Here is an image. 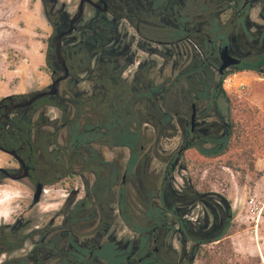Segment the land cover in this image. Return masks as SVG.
I'll return each mask as SVG.
<instances>
[{"label":"flooded vegetation","instance_id":"1","mask_svg":"<svg viewBox=\"0 0 264 264\" xmlns=\"http://www.w3.org/2000/svg\"><path fill=\"white\" fill-rule=\"evenodd\" d=\"M41 3L51 27L45 52L51 82L41 90L9 95L12 99L0 106L3 148L0 151L17 164L0 168L19 175L26 166V177L21 180L30 181L34 194L37 186L43 185L36 203L33 194L31 208L41 202L48 191L45 192L46 187L65 186L68 194L56 212L42 222L35 224L34 219L20 216L13 223H0V264H196L205 246L223 231L221 207L213 203L209 206V217L190 220L187 216L194 213V205L202 203L204 197L189 183L182 190L174 189L170 175L181 165V148L188 138L193 141L198 134H225L228 121L216 107L221 96L217 87L229 70L264 54V0H41ZM255 13L258 20L253 18ZM226 46L240 58V63L221 75V53ZM141 52L176 59L174 69L179 65L180 72L169 77L171 81L188 72L195 59H202L207 65L199 74L195 73L200 82L187 91L182 89L179 107H186L187 114L177 112L173 120L178 123L183 141L172 161L167 162L159 185L149 178L148 167L154 154L150 146L161 138L148 133L149 124L145 128L153 141L137 158L132 172L127 169L132 157L129 149L118 148L121 152L109 159L107 152L115 149L99 145L102 160L120 158L122 184L128 197L123 209L118 200L109 199L110 192L105 186H98L95 196L92 189L97 178L95 170L83 171L77 164L70 170L67 163L48 156L64 147L67 140L68 121L58 103L69 98L74 90L92 93L91 73L104 59H122L121 63L135 59L133 65ZM183 58L190 59L189 63L181 65ZM84 59H90L85 67ZM147 62H154L149 77L155 81V61L139 62L133 72L125 75V70L122 77L133 80ZM55 81L59 82L54 94L26 104L38 92L51 90ZM205 92L207 97L203 96ZM172 102V106L178 107V99ZM51 111L56 114L49 117ZM212 117L218 120L200 123ZM46 144L49 153L44 151ZM76 177H81L84 185V196L80 199ZM4 179L13 180L0 172V181ZM92 195L96 197L94 200ZM124 211L129 213L128 220Z\"/></svg>","mask_w":264,"mask_h":264},{"label":"rangeland","instance_id":"2","mask_svg":"<svg viewBox=\"0 0 264 264\" xmlns=\"http://www.w3.org/2000/svg\"><path fill=\"white\" fill-rule=\"evenodd\" d=\"M253 18L258 20L256 13ZM258 22L262 23V20ZM50 31L41 0H0V100L9 95L41 90L50 84V71L45 59ZM183 51L186 53L185 49ZM137 58L136 61L157 63L153 71L156 83L180 72L179 65L174 69L176 59H162L161 56H149L142 52ZM189 60L183 58L180 64L186 65ZM135 68L134 63L130 69L133 72ZM240 71L250 70H229L223 84H228L226 79ZM247 76L250 94L246 97L239 98L232 89L226 91L224 88L232 101L235 125L229 150L218 157L204 158L196 150L190 149L182 156L181 165L170 175L174 189L182 190L189 183L199 193H208L203 196L202 203L194 205V213L187 216L190 220L209 217V206L214 203L221 207L223 221L228 211L219 195L231 205V218L223 237L220 241L206 245L204 251L209 252V255L202 258L201 254L196 264H264V75L252 71ZM184 87L187 91L188 87ZM174 100L177 99H172L170 105ZM179 106H182V102L178 107L173 105L181 114H187L188 109ZM216 107L225 121H228L231 113L228 114L224 94L217 100ZM48 113L49 117L56 114L55 111ZM205 119L200 123L218 120L217 117ZM173 124L178 132L173 130L171 135L161 138L158 143L154 141L150 146L154 154L148 173L157 185L164 177L167 162L172 161L182 145L177 121ZM148 128V133L153 135V127L150 125ZM120 152V149H115L106 155L112 159ZM16 165L11 156L0 151V166ZM75 187L81 190L80 199L84 196L81 177L75 178ZM65 189L61 185L46 187L48 191L41 202L31 208L35 190L30 181H0V223H13L20 216L34 219L35 224L48 219L65 201L68 194ZM174 243L180 245L177 240Z\"/></svg>","mask_w":264,"mask_h":264},{"label":"trees","instance_id":"3","mask_svg":"<svg viewBox=\"0 0 264 264\" xmlns=\"http://www.w3.org/2000/svg\"><path fill=\"white\" fill-rule=\"evenodd\" d=\"M119 60L122 59H104L97 65L96 70L91 73V80L94 83L92 93L74 90L69 98L58 103L68 121L67 140L64 147L61 146L53 155L49 154L48 158L67 163L70 170L73 169L74 164L80 169L83 168V171L95 170L97 178L92 182L95 196L97 187L105 186L110 192L109 199L118 200L121 207L126 209L128 197L122 184L120 158L117 161L102 160L99 145L110 149H129L132 157L127 169L132 172L137 158L153 141V138L147 134L145 125L149 124L153 127V134L158 139L171 135L175 128L173 119L177 112L180 113L170 105L171 100L179 99V104L182 102V89H185L184 86L192 88L194 83L200 82L195 73L199 74L207 63L202 59H195L192 63L193 67L178 76V79L171 81L167 78L161 83H156L149 77L150 66L154 62H147L139 69L133 80L127 81L122 74L133 63V59L125 63ZM88 61L90 59H84V67L87 66ZM238 69L264 75V54L253 58ZM210 74L212 75V72ZM226 74L221 77L217 87V91L227 98L228 114L231 113L226 123L225 134H198L193 141L188 138L181 148L183 155L188 150L194 149L201 157L214 158L229 150L231 139L235 134V125L232 119V101L222 87ZM207 92L203 96L207 97ZM48 145L46 144L44 148L46 153H49ZM193 189L197 192L195 186ZM95 196L92 195V200L96 198ZM123 216L128 220L129 213L124 211ZM229 221L223 231L211 241L212 243L221 240L229 226ZM186 223L191 224L189 221ZM204 250L200 253L202 258L209 255V252ZM258 261L261 262V259L258 258Z\"/></svg>","mask_w":264,"mask_h":264},{"label":"water","instance_id":"4","mask_svg":"<svg viewBox=\"0 0 264 264\" xmlns=\"http://www.w3.org/2000/svg\"><path fill=\"white\" fill-rule=\"evenodd\" d=\"M221 60H222V64L221 66L219 67V72L221 75L224 74L225 70H227L230 66H233V65H237L238 63H240V58L237 57V56H234L232 55L230 52H229V46H226L222 53H221ZM134 62V60L132 61ZM59 81H55V83L53 84L51 90L49 91H43V92H38L32 99L31 101H29L28 103L26 104H30L31 102L35 101L36 99L38 98H41L45 95H49V94H54L57 90H56V86L58 84ZM10 100L12 99V96H6L4 98H2L0 100V106L2 105V103L5 101V100ZM0 149L3 150V148L1 147L0 145ZM9 152L10 154H13L15 155L14 152L12 151H7ZM17 157V156H16ZM23 163V162H22ZM24 165V163H23ZM0 172H3L5 173L6 175H8V177H10L11 179L13 180H21L23 178L26 177V174H27V167L26 166H23L22 170H21V173L19 175H12L7 169L5 168H0ZM42 189H43V185H38L37 186V189H36V192L34 194V203L38 202L41 198V194H42ZM208 193H203L202 196H206ZM219 198L221 199V201H223L225 204H226V207H227V215L226 217L224 218V220L222 221L221 223V231L224 229V227L226 226V224L228 223V220L231 218V213H230V209H231V205L229 204V202H227V200L219 195ZM220 233V232H219Z\"/></svg>","mask_w":264,"mask_h":264},{"label":"built area","instance_id":"5","mask_svg":"<svg viewBox=\"0 0 264 264\" xmlns=\"http://www.w3.org/2000/svg\"><path fill=\"white\" fill-rule=\"evenodd\" d=\"M140 61H136L135 62V67L139 64ZM131 65L127 68L126 72H132V70L130 69ZM226 82H228V84H223V88L226 89V91L228 90V88L232 89L233 92L236 94V96H238L239 98H243L246 97L249 93V85L247 83L244 82H234L232 81L230 78H228V80L226 79ZM264 170V169H263ZM47 190H45L46 192Z\"/></svg>","mask_w":264,"mask_h":264},{"label":"crops","instance_id":"6","mask_svg":"<svg viewBox=\"0 0 264 264\" xmlns=\"http://www.w3.org/2000/svg\"><path fill=\"white\" fill-rule=\"evenodd\" d=\"M250 73H252V71H240V72H236V73H234L232 76H230V79L232 80V81H234V82H237V83H239V82H244V83H247L248 84V76H247V74H250ZM237 80V81H236ZM247 80V81H246ZM249 85V84H248Z\"/></svg>","mask_w":264,"mask_h":264}]
</instances>
